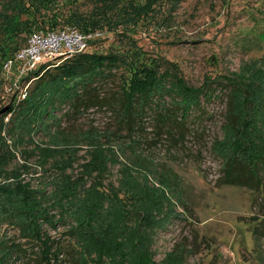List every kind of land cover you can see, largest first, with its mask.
Wrapping results in <instances>:
<instances>
[{
  "label": "rangeland",
  "instance_id": "obj_1",
  "mask_svg": "<svg viewBox=\"0 0 264 264\" xmlns=\"http://www.w3.org/2000/svg\"><path fill=\"white\" fill-rule=\"evenodd\" d=\"M98 5L97 0H54L45 8L39 7L36 20L43 23L34 27L48 26L57 17L61 23L55 29L69 28L62 21L73 12L85 16L94 12L98 19ZM116 13L108 19L112 28L120 25L107 29L90 45L92 50L125 49L131 37L147 55L161 63H175L187 83L199 86L210 76L216 78L215 86L231 78L238 87L243 84L259 95L255 103L243 105L241 101V105L237 99V108L232 109L236 118L229 116L232 81L222 94L217 90V96L203 102L200 112L188 118L184 136L176 141L158 131L153 118L143 119L146 141L139 143L144 154L138 156L128 140L109 134L115 123L106 107H91L85 113L60 119L65 110L62 107L54 112L57 121L52 116L46 119L47 127L42 125L43 129L33 132L23 128L13 102L22 98L21 92L29 93L34 79L26 85L15 84L0 69V183L12 182L16 173L32 188L50 191L52 187L45 181L59 172L83 179L84 202L96 194L92 193L95 179L101 183V190L108 187L117 192L120 185H130V178H135V192L147 198L133 205L138 211L146 210L147 220L140 222V215L132 227L144 225L139 226L156 264H264V165L258 171L260 186L228 183L224 167V147L232 142L227 128L235 125L238 130H250L254 146L264 153V0H183L176 6L164 4L135 27L129 25L137 17L135 12L120 11L123 19ZM27 35L16 37L19 47L25 44ZM115 86L113 80L104 87ZM226 122L229 125L223 129ZM124 167L132 170H122ZM148 197L156 203L154 206L147 207ZM65 221L54 226L43 224V231L53 240L51 250L66 244L73 248L76 238L65 234L72 220ZM117 232L127 237L126 244L133 242L134 234L128 237L122 230ZM0 243L4 248L11 243L21 247L3 264H44L40 259L42 247L28 241L5 220L0 221ZM139 250L135 243L133 255ZM66 252L58 251L57 264H72L73 258ZM76 252L86 264H93L84 257L81 246ZM96 255L92 251L90 256ZM102 262L113 264L106 257Z\"/></svg>",
  "mask_w": 264,
  "mask_h": 264
},
{
  "label": "trees",
  "instance_id": "obj_2",
  "mask_svg": "<svg viewBox=\"0 0 264 264\" xmlns=\"http://www.w3.org/2000/svg\"><path fill=\"white\" fill-rule=\"evenodd\" d=\"M52 1L54 0L3 1V10H0V69L4 61L21 48L15 42L16 37L23 33L29 34L37 28L34 27L35 24L43 23L42 20L37 22L39 7L45 8ZM97 1L99 5L95 11L99 14L98 19L94 17V12L89 16L73 12L62 22L83 33L98 30L103 35L108 32L107 29H115L120 25L112 28L108 19L117 11L118 16L122 15L120 11L135 12L137 17L129 22L131 27H135L143 17L159 10L164 4L176 6L183 0ZM125 4L127 7L123 8ZM23 16L26 18H22ZM124 17L123 14L121 19ZM58 23H61V20L55 17L53 22L48 26L44 25L43 29L54 30ZM94 40L90 45L95 44L98 38ZM128 40L129 47L125 49L105 52L92 50L89 46L86 50L74 53L59 62L43 64L29 72L23 79L27 81L33 78L32 88L24 98L15 99L17 102L15 100L13 102L17 104L16 109H19L17 115L21 117L23 128L33 132L43 129L40 127L42 125L47 127L46 119L52 116L56 120L58 117L54 112L62 107L65 110L59 116L60 119L63 116L85 113L91 107H106L113 113L115 123L109 134L128 140L135 146L133 148L139 156L143 153L138 148L139 143L146 141L143 135L145 124L143 119L153 118L158 131L176 141L184 136L188 118L194 112H200L203 102L217 96L215 94L217 90V93L222 94L224 88L234 81L231 78H227L229 80L224 78L223 82L220 80L213 86L216 78L206 76L204 83L193 86L186 82L175 63H161L160 59L147 55L133 38L128 37ZM113 80L116 82L115 87L108 89L104 87ZM234 82V87L229 91L231 103L229 116L232 115V118H236L232 109L237 108V99L245 105L255 103L256 97L259 96L240 84L244 88V95L241 96L242 88L237 86L238 82ZM219 84L222 86L218 87ZM10 110L13 111L14 108L10 107ZM228 125L226 122L222 126L223 129ZM238 128L236 125L227 128L232 133L230 137L232 142L229 146L222 142V146L227 148L224 163L225 179L234 185L245 186L255 183L259 185L258 171L260 166L264 165V153L258 152L254 146L249 135L250 130ZM258 128L260 129L259 123ZM150 165L155 166L151 163ZM122 170L131 171L132 168L124 167ZM82 174L84 173L80 176ZM13 175L15 178L12 182L0 183V221L5 220L11 226L17 227L28 241L42 247L40 257L42 263L57 264L55 258L58 251L66 249V253L73 258L75 264H79L80 261L81 264H86L85 258L81 260L76 252L81 246L84 257L89 258L93 264H102L104 257L108 258V261L110 258L113 264H156L149 251L148 240L143 236L144 232L139 226L143 224H139L135 229L132 227L134 219L140 215V222L142 219L144 222L147 220L146 210L142 208L144 212L138 211L139 209L133 205V202L140 204L147 198L135 192L136 187L132 185L137 183L135 178H130V185L124 187L120 185L117 192H112L108 187L101 190V183L95 179L92 183V193L96 194L90 201L86 199L82 202L81 193L84 191L82 178L72 179L70 175L57 172L56 176H51L45 181L52 187L50 191H46L32 188L29 182L19 179L20 174ZM84 204L86 205L82 206ZM155 204L148 197L147 207ZM69 219L72 221L69 222L65 234H68L69 238L70 236L76 238L73 248L70 249L66 244L64 248L51 250L53 240H49L43 231V224L54 226L57 222ZM130 219L132 220L129 224ZM98 229H103L100 235ZM118 230L124 231L128 237L134 234L133 242L126 244L127 237L121 236ZM135 243H138L140 250L134 256L132 248ZM0 247H2L0 264L9 258L11 252L21 250L17 243H11L7 248L0 243ZM92 251L97 252V255L91 257Z\"/></svg>",
  "mask_w": 264,
  "mask_h": 264
},
{
  "label": "built area",
  "instance_id": "obj_3",
  "mask_svg": "<svg viewBox=\"0 0 264 264\" xmlns=\"http://www.w3.org/2000/svg\"><path fill=\"white\" fill-rule=\"evenodd\" d=\"M101 35L102 32L98 30L83 33L70 27L54 30L34 29L28 34L25 44L4 61L2 71L11 81L15 80V84L23 82L26 85L31 79L26 81L23 78L29 72L43 64L59 62L74 53L86 50L90 42ZM21 95L22 98L25 97L26 92H21Z\"/></svg>",
  "mask_w": 264,
  "mask_h": 264
}]
</instances>
